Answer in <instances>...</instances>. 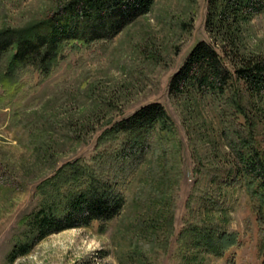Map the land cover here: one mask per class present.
I'll return each instance as SVG.
<instances>
[{
	"label": "rangeland",
	"instance_id": "rangeland-1",
	"mask_svg": "<svg viewBox=\"0 0 264 264\" xmlns=\"http://www.w3.org/2000/svg\"><path fill=\"white\" fill-rule=\"evenodd\" d=\"M65 1L0 0V27L23 26ZM207 1L155 0L111 40L66 45L48 77L26 69L13 97L0 87V264L263 263L262 238L244 188L213 179L233 160L218 129L222 102L169 92L192 47L213 43L205 28ZM237 49L264 54V12L241 23ZM252 99L257 146L264 150V96ZM153 102L166 109L173 135L160 146L152 138L144 156L118 173L124 197L118 215L51 233L11 261L25 229L22 219L40 203L37 186L65 162L93 163L104 147L117 144L100 145L101 134ZM104 173L112 178L115 168L109 165ZM191 222L236 230L240 245L222 257L186 252L178 237Z\"/></svg>",
	"mask_w": 264,
	"mask_h": 264
},
{
	"label": "trees",
	"instance_id": "trees-1",
	"mask_svg": "<svg viewBox=\"0 0 264 264\" xmlns=\"http://www.w3.org/2000/svg\"><path fill=\"white\" fill-rule=\"evenodd\" d=\"M154 1L66 0L23 26H1L0 87L13 97L26 69L48 77L66 45L111 40L146 14ZM263 12L264 0H208L205 28L213 43L199 41L192 47L171 77L169 92L222 102L218 129L233 160L223 175L213 179L223 186L244 188L264 249V150L257 146L256 123L250 110L252 98L264 96V54L242 55L237 49L241 23ZM172 131L173 123L164 106L149 103L101 134L100 145L117 144L111 149L104 147L93 163L76 159L62 164L37 186L40 203L23 217L25 229L9 253L10 260L26 254L51 233L86 227L94 221L107 222L117 216L124 205L116 186L118 173L144 156L152 138L160 146L171 139ZM109 165L115 168L112 178L104 175ZM206 200L211 202L212 198ZM178 241L186 252L196 250L214 257H222L241 242L238 231L205 222L188 223Z\"/></svg>",
	"mask_w": 264,
	"mask_h": 264
}]
</instances>
